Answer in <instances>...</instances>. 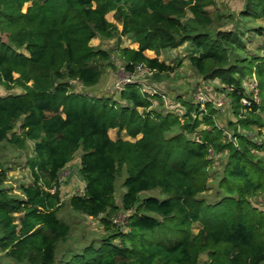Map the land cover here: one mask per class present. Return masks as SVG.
I'll list each match as a JSON object with an SVG mask.
<instances>
[{"label":"trees","instance_id":"1","mask_svg":"<svg viewBox=\"0 0 264 264\" xmlns=\"http://www.w3.org/2000/svg\"><path fill=\"white\" fill-rule=\"evenodd\" d=\"M213 3L0 0V85L21 90L0 94V145L31 151V182L19 186L20 195L4 185L7 168L0 165L4 257L16 264H199L201 255L205 264L264 263V212L250 202L264 195V162L255 157L264 153V27L246 28L262 39L258 53L247 54L241 28L214 27L218 16L207 9ZM240 10L244 24L264 19V0H244ZM110 12L115 22L106 18ZM97 36L137 43L116 48L130 77L138 68L173 73L157 55L187 44L190 67L203 80L218 81L229 99L235 143L214 124L211 102L202 112L199 103L180 97L181 114L157 111L151 108L157 94L137 81L119 89L124 104L75 91V85L96 87L110 64L109 51L90 45ZM252 79L258 103L245 107L240 100L249 98L245 85ZM200 125L206 128L187 137ZM253 127L260 141L245 135ZM78 150L83 186L68 206L97 219L106 235L77 248L66 244L71 226L57 213L59 172ZM209 150L225 154L216 170ZM122 171L119 206L115 181ZM151 191L159 195H144ZM122 211L124 223L114 222Z\"/></svg>","mask_w":264,"mask_h":264},{"label":"rangeland","instance_id":"2","mask_svg":"<svg viewBox=\"0 0 264 264\" xmlns=\"http://www.w3.org/2000/svg\"><path fill=\"white\" fill-rule=\"evenodd\" d=\"M243 4L244 0H214L213 5L207 9L213 14V16H218L217 22L214 23V27L220 28L221 30L234 29L236 27L241 28V35L244 36L245 40H250L248 42L245 41L247 54L258 53V51H256V46L262 39L261 37L253 35L252 32L246 31V28L258 25L264 27V19L251 20L248 24H244L245 20L243 21V19H239L238 17ZM27 5L28 3L23 6V10H25ZM112 14V12L108 13L106 18L110 22H115ZM228 15H233L234 20L232 21L229 19ZM117 26L118 30H120V25ZM90 45L95 48L109 51L110 64L105 68V74L96 87L82 90L81 87L75 85V91H85L95 95L107 96L116 99L119 104H124L125 102L119 98V89L130 81H137L141 83L143 88L147 90H155L154 93L157 94V97L153 98L151 106L152 109L157 111L165 110L173 113H177L178 108L176 105L180 101L177 102L176 100L180 97L188 101L192 100L195 103L199 100V97H197L199 92H204L205 94L210 95V97L215 95L225 97V94L219 90L221 87L218 81L211 82L203 80L190 67L187 56L191 52V49L187 44H183L175 49L162 50L157 55L159 60L174 67L173 73L156 74L155 72L150 73L142 69H137L131 77L123 70V64L119 59L116 48L120 46L135 49L138 46L137 43H134L123 36L120 38L118 36H114L111 39L97 36L90 41ZM145 54L149 57L156 56L150 51L145 52ZM20 92L21 90L19 87H14L10 91H6L0 85L1 95L6 93L16 94ZM261 116L264 120V115L261 114ZM214 124H216L219 128L228 131V134L233 132L234 124H236V118L233 115L230 105L225 104L217 109L214 114ZM205 128L206 127L203 125H200L193 132V134H189L187 137L194 139L198 134H200L201 130ZM257 131L258 129L253 127L252 130L245 133H247L248 136L253 138L255 141H260L262 137L258 136ZM108 134L112 139L117 137L116 130L110 129ZM120 136L124 139L127 138L123 133H121ZM30 152L29 145L26 146L24 150L16 149L8 144L0 145V165L7 168V180L4 185L9 188L10 194L20 195L19 186L23 184L26 185L31 182L29 167L27 166V157L30 155ZM80 153V150L76 151L73 159L59 172L58 180L62 207L58 211L57 216L71 226L70 240L66 244H73V246L77 248L84 244L92 242L95 243L96 240L106 235L103 225L97 219L81 215L73 211L68 206L69 197L72 194H81L82 191L83 183L78 173ZM210 154L211 155L209 156L213 161L212 169L216 170L220 167L219 164H222L225 161V154ZM255 157L264 162V153H256ZM123 177L124 172L122 171L117 175L115 181L114 196L115 201L119 206L120 194L122 193L121 181ZM147 194L156 196L159 195L156 191L144 193V195ZM206 194L207 196L213 198L217 196L212 191H208ZM250 202L264 212V195L259 194L254 196L250 198ZM125 216L126 212H119V214L115 216L114 220L117 223H124ZM197 226V224L193 225V231H196ZM205 259L206 257L201 255L199 264H205ZM0 264L16 263L4 257L3 252L0 251Z\"/></svg>","mask_w":264,"mask_h":264},{"label":"built area","instance_id":"3","mask_svg":"<svg viewBox=\"0 0 264 264\" xmlns=\"http://www.w3.org/2000/svg\"><path fill=\"white\" fill-rule=\"evenodd\" d=\"M138 69H142V70L146 71L143 68H138ZM139 84L141 85L140 82H139ZM141 88H142V90L147 91V92L152 93V94L155 92V90H147V89L143 88L142 86H141ZM245 88L248 89V94H249L248 97L249 98H246V97L241 98L240 103L243 106H245V107L250 106V104L253 103V102L254 103H258L257 88H256V82H255V80L252 79L250 84H248V85L246 84L245 85ZM197 97H199V100L197 101V103H199V106H200L199 111H202V112H205V106H204V104L206 102H211L216 109L220 108L222 105L224 106L225 104H228L229 105V99L226 96L224 97V96H216L215 95L213 97H210V95H207L204 92H199ZM176 106L178 108L177 109V113L178 112L181 113V105L178 103ZM220 129L222 130V133L225 136H227L228 138H230V140H232L233 143H235V140L232 137V132L228 134V131L223 130L222 128H220ZM236 132L237 133H241V134L244 133L238 126L236 128ZM245 135L248 136L247 133H245ZM210 153H212L211 150H209V155H211ZM114 222H116V221L114 220Z\"/></svg>","mask_w":264,"mask_h":264}]
</instances>
